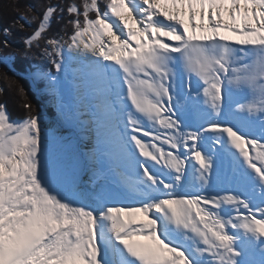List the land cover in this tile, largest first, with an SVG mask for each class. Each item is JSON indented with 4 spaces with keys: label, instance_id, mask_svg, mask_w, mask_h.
<instances>
[{
    "label": "snow or ice",
    "instance_id": "6c2138e0",
    "mask_svg": "<svg viewBox=\"0 0 264 264\" xmlns=\"http://www.w3.org/2000/svg\"><path fill=\"white\" fill-rule=\"evenodd\" d=\"M21 20L44 62L26 75L69 127L0 102V264H264V0H49Z\"/></svg>",
    "mask_w": 264,
    "mask_h": 264
},
{
    "label": "trees",
    "instance_id": "16d2710c",
    "mask_svg": "<svg viewBox=\"0 0 264 264\" xmlns=\"http://www.w3.org/2000/svg\"><path fill=\"white\" fill-rule=\"evenodd\" d=\"M49 0H0V51L2 56L12 54L14 59L11 60V66L17 73L26 74L29 66L35 64L43 65L44 62L37 60L34 56H30L25 59L22 55L24 51L23 38L30 35L36 28V23L29 24V29H21L14 23L21 15L28 14L26 10L27 5H31L35 14L39 16L43 8L47 5ZM52 3H56L57 0H51ZM68 2V0H65ZM79 2V0H77ZM30 16V15H28ZM64 21L57 23L55 20L52 23V33L59 32L63 27ZM5 27H11L12 34L5 37L2 33V29ZM70 30V29H69ZM8 40V47H4L3 40ZM43 43V41L41 42ZM23 87L25 94L22 95L19 89ZM0 102L7 105V109L13 112L18 118H22L26 113L22 105L25 102L31 103L34 111H42V104L36 100L35 95L30 91L29 85L25 80L13 79L11 74L0 64Z\"/></svg>",
    "mask_w": 264,
    "mask_h": 264
},
{
    "label": "rangeland",
    "instance_id": "374dc122",
    "mask_svg": "<svg viewBox=\"0 0 264 264\" xmlns=\"http://www.w3.org/2000/svg\"><path fill=\"white\" fill-rule=\"evenodd\" d=\"M34 12H32V13L27 12L28 14H23V15L26 16V18L28 20H30L31 19V16L33 14H35ZM28 15H30V16H28ZM19 18L17 20H19ZM21 24L24 25L23 30L29 29V23H27L26 20H21L19 23H17V26L19 28H21L20 27ZM0 56H2L1 51H0ZM10 63H11V61H8V62H0V64L2 66H4L5 69L9 72V74H11V76H12L13 79H16V78L22 79V80H25L28 83L30 91L33 93V95H35L36 100L39 101L42 104V111H41V113L43 114L46 123L48 125L53 126L57 131H60L62 129L68 128L69 125L67 123H65L62 119L58 118L59 109L56 106V102L54 100H52L48 95L41 94V93L37 92L36 86L34 84H32L31 81H29L30 79H28L27 75L26 74H22V73H17L13 69V67L10 65ZM9 67L12 70H14V71H11L9 69ZM9 113H10V115H11V117L13 119H18V117H16V115H13L12 114L13 112L9 111ZM65 134H67V133H65ZM79 180L82 183V185H84L86 187H91L89 185V175L87 173L81 172L80 173V176H79Z\"/></svg>",
    "mask_w": 264,
    "mask_h": 264
},
{
    "label": "water",
    "instance_id": "95a60500",
    "mask_svg": "<svg viewBox=\"0 0 264 264\" xmlns=\"http://www.w3.org/2000/svg\"><path fill=\"white\" fill-rule=\"evenodd\" d=\"M10 65H11V63H10ZM9 69H10L11 71H14V70H12L10 67H9Z\"/></svg>",
    "mask_w": 264,
    "mask_h": 264
},
{
    "label": "bare ground",
    "instance_id": "6f19581e",
    "mask_svg": "<svg viewBox=\"0 0 264 264\" xmlns=\"http://www.w3.org/2000/svg\"><path fill=\"white\" fill-rule=\"evenodd\" d=\"M29 79V78H28ZM30 81V80H29Z\"/></svg>",
    "mask_w": 264,
    "mask_h": 264
}]
</instances>
